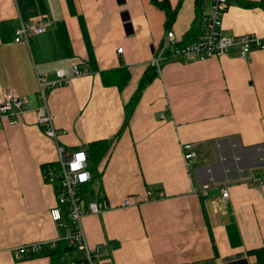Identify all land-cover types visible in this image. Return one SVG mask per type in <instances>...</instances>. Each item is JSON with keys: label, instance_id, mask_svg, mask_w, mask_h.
<instances>
[{"label": "crops", "instance_id": "obj_1", "mask_svg": "<svg viewBox=\"0 0 264 264\" xmlns=\"http://www.w3.org/2000/svg\"><path fill=\"white\" fill-rule=\"evenodd\" d=\"M165 1L178 43L201 33L210 0ZM38 17L46 31L15 41L20 22ZM165 19L151 0H0V101L11 92L29 109L0 127V264H87L67 248L68 220L52 219L56 193L42 169L57 160L56 143L89 155V143L111 139L84 194L109 204L81 220L88 246L102 244L92 264H258L248 251L264 246V48L172 56ZM222 26L264 40V10L231 2ZM74 64L86 74L74 76ZM148 66L156 73L125 123ZM59 68L71 78L45 90L55 141L37 121L38 77ZM117 69L128 75L122 88L102 80ZM32 242L39 251L16 259L13 248Z\"/></svg>", "mask_w": 264, "mask_h": 264}, {"label": "built area", "instance_id": "obj_2", "mask_svg": "<svg viewBox=\"0 0 264 264\" xmlns=\"http://www.w3.org/2000/svg\"><path fill=\"white\" fill-rule=\"evenodd\" d=\"M229 5V0H210L209 9L201 18L202 31L192 41L177 44L174 33L171 30L167 31L166 45L172 56L193 60L224 54L232 46H238L242 56L247 55L254 49H263L264 40L256 35H226L223 33V17ZM46 26L47 20L42 17L21 21L15 30V41H27L32 35L44 33ZM117 51L121 52V48H118ZM151 61L154 65L159 63L157 58H153ZM72 73L74 76H79L86 74V71L74 64ZM70 78V74L64 68L55 71V79L53 80H46L43 76L38 77V99L42 105L37 107V121L43 133L55 141L60 132L55 128L53 115L47 108L45 90L49 87L66 84ZM28 110L26 98L6 92L0 101V127L17 124L20 116ZM159 116L163 118L165 114ZM190 148V144L181 146L183 158L187 165L191 163L194 157V153ZM56 150L57 160L45 164L42 169L45 182L54 186L56 193L57 206L50 210V214L52 219L59 224L63 218L68 220L70 232L64 237L67 247L76 248L83 252L85 255L84 262L92 264L93 258L101 252L102 244H96L93 248L88 246L81 220L85 214L102 212L109 207V204L102 199L89 201L84 199V186L91 181L92 177L88 168L87 153L82 149L67 152L63 146L57 143ZM255 179L258 180L259 184L260 179ZM207 188L208 185L204 184L199 191L205 193ZM149 195H151L150 192ZM227 195L228 192L224 189L222 198L225 199ZM131 204L130 198H126L121 202V206ZM39 249L40 242L26 243L13 248L12 254L16 259H20L24 255L38 252Z\"/></svg>", "mask_w": 264, "mask_h": 264}, {"label": "trees", "instance_id": "obj_3", "mask_svg": "<svg viewBox=\"0 0 264 264\" xmlns=\"http://www.w3.org/2000/svg\"><path fill=\"white\" fill-rule=\"evenodd\" d=\"M199 1V0H197ZM151 2L157 6L158 8L162 9L165 12L166 19H165V29L168 31L171 27L172 23L175 19L176 14V8H172L170 3L165 0H151ZM231 2H237L238 5L242 7H259L264 10V0H229V4ZM197 34H195L192 30L189 31V33L185 36V41L178 43V44H184L189 41H192L196 38ZM166 53H169V51L166 49ZM126 70H111L105 73L103 76V82L105 84H117L119 88H122L125 83L128 80V75ZM156 73L155 67L148 66L146 69V72L144 74V77L142 78L137 91L133 94L131 101L129 105L127 106V114L125 116V123L128 119V116L130 114V110L132 106L134 105V101L136 99V96L138 93L141 92V89L144 87L145 83H148L151 80V77ZM112 140H98L92 143H89V149L91 150L88 155V168L91 171V174L93 176V172H95L96 167L98 166L99 162L101 161L103 155L108 151L110 148V145L112 143ZM92 179V177H91ZM89 183L84 186V193L88 194L90 193L89 190ZM92 193V192H91ZM69 248V247H67ZM249 254H252L256 257L258 264H264V246L255 248L248 251Z\"/></svg>", "mask_w": 264, "mask_h": 264}, {"label": "rangeland", "instance_id": "obj_4", "mask_svg": "<svg viewBox=\"0 0 264 264\" xmlns=\"http://www.w3.org/2000/svg\"><path fill=\"white\" fill-rule=\"evenodd\" d=\"M54 140V139H53ZM45 181V180H44Z\"/></svg>", "mask_w": 264, "mask_h": 264}]
</instances>
